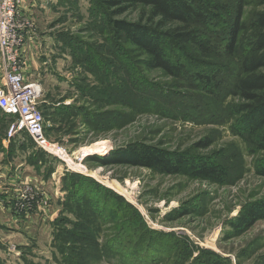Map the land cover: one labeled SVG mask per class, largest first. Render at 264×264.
Here are the masks:
<instances>
[{
	"label": "rangeland",
	"instance_id": "1",
	"mask_svg": "<svg viewBox=\"0 0 264 264\" xmlns=\"http://www.w3.org/2000/svg\"><path fill=\"white\" fill-rule=\"evenodd\" d=\"M220 1L226 10L199 26L218 48L234 8L233 0ZM245 1L247 21L264 8V0ZM56 4L44 26L60 42L57 65L39 83L46 136L67 157L49 154L50 176L17 186L16 202L31 207L38 201L41 213L26 223L2 222L0 250L7 254L0 264H264V218L246 229L236 223L238 214L264 201V176L256 173L264 149L253 142V124L231 107L238 99L226 86L218 90L197 80L199 68L176 43L164 41L163 53L184 65L179 75L148 69L145 56L110 31L92 0ZM148 11L135 5L115 18L147 22ZM227 65L225 78L234 69ZM8 122L0 111V125ZM203 140L205 147L199 146ZM98 141V152L87 151ZM141 144L179 155L178 172L84 161ZM212 160L222 168V180L195 175L194 165ZM82 201L85 208H78ZM90 206L101 227L79 237L76 216H86Z\"/></svg>",
	"mask_w": 264,
	"mask_h": 264
},
{
	"label": "trees",
	"instance_id": "2",
	"mask_svg": "<svg viewBox=\"0 0 264 264\" xmlns=\"http://www.w3.org/2000/svg\"><path fill=\"white\" fill-rule=\"evenodd\" d=\"M233 4L230 21L221 30L224 34L218 48L209 45L210 40L203 33L200 34L199 26H205L219 12L226 10L227 7L220 0H92L93 8L102 14L110 31L121 34L126 43L137 51L138 56H145L143 62L146 68L160 69L167 75L180 74L184 65L178 63L177 67L163 53L164 41H169L176 43L179 53L199 68L195 73L197 80L203 84L212 83L218 90L226 86L228 93L238 99L231 107L253 124V142L259 149H264V127L261 129L264 126V8L256 11L247 21L243 10L246 1L233 0ZM135 5L148 7L147 22H143V19L132 22L115 18ZM166 26L169 27L164 30ZM214 57L220 61L208 60ZM227 63L233 64L234 69L225 78L224 74H229ZM208 144L207 140H203L199 146L205 147ZM181 160L179 155L174 159L164 149L142 144L120 147L105 157L93 154L84 158L85 162L93 161L96 165L140 166L163 174L177 173ZM193 171L203 179L222 180L219 178L222 177V168L214 160L194 165ZM256 173L264 176V164L256 168ZM85 203L82 201V204L76 206L85 208ZM90 207L92 209L86 212V216L80 213L76 216L79 221L74 227L79 237L85 236V232L89 236L101 227L100 219L93 214L95 206ZM261 218H264V201L238 214L236 223L246 229ZM91 237L96 248L99 247L94 241L96 236Z\"/></svg>",
	"mask_w": 264,
	"mask_h": 264
},
{
	"label": "crops",
	"instance_id": "3",
	"mask_svg": "<svg viewBox=\"0 0 264 264\" xmlns=\"http://www.w3.org/2000/svg\"><path fill=\"white\" fill-rule=\"evenodd\" d=\"M56 2L57 0L23 1L22 13L25 15L23 20L27 25L23 34L22 70L27 80L38 82L48 80L53 75L54 65H57L58 59L54 57V50L57 49L59 41L44 26L47 23L45 21L47 12L55 6L59 7V3ZM3 73V64L0 60V85L3 82ZM39 78L44 79L39 81ZM39 84L42 87L43 83ZM40 107L42 109L41 104ZM6 129L4 123L0 125V226H3L2 222L5 221L15 225L17 221L26 223L31 220L32 215L41 211L38 209V201H34L31 207L28 204L21 206L16 202V194L18 189L20 190L17 186L21 183L26 184L29 179H47L50 176L47 168L51 167L47 161L49 153L38 149L27 134L19 133L8 139ZM30 192L35 194L36 191L32 188ZM49 210L43 208L46 214ZM46 216L40 217L44 220ZM5 254L7 253L4 250H0L1 259Z\"/></svg>",
	"mask_w": 264,
	"mask_h": 264
},
{
	"label": "built area",
	"instance_id": "4",
	"mask_svg": "<svg viewBox=\"0 0 264 264\" xmlns=\"http://www.w3.org/2000/svg\"><path fill=\"white\" fill-rule=\"evenodd\" d=\"M23 1L0 0V60L4 70L0 111L9 117L6 138L25 133L38 149L59 156L64 149L50 141L45 133V119L40 107L42 87L38 81L27 80L23 75V34L27 25L23 20Z\"/></svg>",
	"mask_w": 264,
	"mask_h": 264
},
{
	"label": "bare ground",
	"instance_id": "5",
	"mask_svg": "<svg viewBox=\"0 0 264 264\" xmlns=\"http://www.w3.org/2000/svg\"><path fill=\"white\" fill-rule=\"evenodd\" d=\"M102 145H103L102 141H98V142L92 144L91 146H89L88 148H90V149H87V148H86V149H87V151L90 150L91 152H98V151H99L98 149H99L100 146H102ZM59 155H60V157H62V159L64 158V156L67 157L65 152L60 153ZM68 161H69L70 163H72L71 160H70V158H68ZM68 161H67V162H68ZM75 165H76V164H75ZM77 165H78V164H77ZM78 166H79V165H78Z\"/></svg>",
	"mask_w": 264,
	"mask_h": 264
}]
</instances>
